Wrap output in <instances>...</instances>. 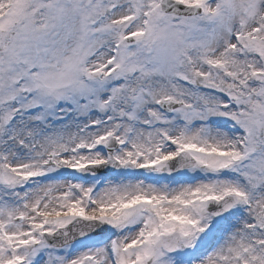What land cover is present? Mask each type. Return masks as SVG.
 Returning a JSON list of instances; mask_svg holds the SVG:
<instances>
[{"label": "snow or ice", "instance_id": "6c2138e0", "mask_svg": "<svg viewBox=\"0 0 264 264\" xmlns=\"http://www.w3.org/2000/svg\"><path fill=\"white\" fill-rule=\"evenodd\" d=\"M0 264H264V0H0Z\"/></svg>", "mask_w": 264, "mask_h": 264}, {"label": "rangeland", "instance_id": "374dc122", "mask_svg": "<svg viewBox=\"0 0 264 264\" xmlns=\"http://www.w3.org/2000/svg\"><path fill=\"white\" fill-rule=\"evenodd\" d=\"M69 172V169H66V168H62L60 170H58L57 172H53L51 174H49L47 177H41V178H37L41 183L43 182H46L48 179H55V180H72L74 182L76 181H79V180H74L72 179L70 176H67V173ZM146 172H143V171H137V170H130V169H123V170H120V171H117L115 172V176L110 179L106 178V179H90V180H87V181H79V182H83L85 184H95L96 185V188L95 190H99V188H101V185L103 187V185L112 180V181H118L120 179H133V178H143L145 177ZM146 175L150 176L152 174L150 173H146ZM117 176V177H116ZM103 184H102V183ZM99 183V184H98ZM96 239H100V241H102L104 239V236L103 237H94V238H89V239H86V240H82L83 242L85 243H92V242H96L94 240ZM98 241V242H100Z\"/></svg>", "mask_w": 264, "mask_h": 264}]
</instances>
